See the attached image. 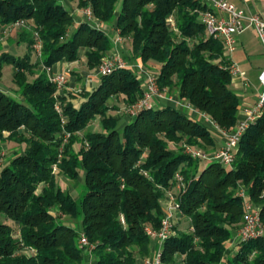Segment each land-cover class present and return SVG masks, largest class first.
Returning <instances> with one entry per match:
<instances>
[{"label": "trees", "instance_id": "16d2710c", "mask_svg": "<svg viewBox=\"0 0 264 264\" xmlns=\"http://www.w3.org/2000/svg\"><path fill=\"white\" fill-rule=\"evenodd\" d=\"M76 1L129 44L122 52L128 65H160V92L175 93L219 129L234 126L240 101L232 90L230 58L193 12L204 8L200 0ZM20 19L27 24L9 34L17 31L28 52H0V75L4 64L12 65L20 97L0 89V143L26 145L0 168V217L11 222L0 220V264H83L88 251L94 264H142L151 254L145 228L160 227L168 190H175L189 226L179 232L175 226L176 235L160 245V264H264L263 237L241 242L225 256L227 241L243 222L241 187L259 207L264 225V110L241 136L231 167L216 161L203 165L183 147L214 149L211 130L172 105L143 108L119 130L110 101L118 98L129 106L144 93L141 77L127 67L98 75L78 108L56 93L45 67L76 61L83 52L87 69L97 68L114 44L108 34L89 21L71 31L73 16L62 0H0V37ZM36 42L40 56L32 61ZM40 66L28 81L27 74ZM97 116L101 130L86 131ZM82 141L87 146L75 150L73 144ZM81 172L85 193L76 199L56 176L76 181ZM176 172L184 180L177 191ZM81 233L91 248L80 246Z\"/></svg>", "mask_w": 264, "mask_h": 264}, {"label": "built area", "instance_id": "2783aa9c", "mask_svg": "<svg viewBox=\"0 0 264 264\" xmlns=\"http://www.w3.org/2000/svg\"><path fill=\"white\" fill-rule=\"evenodd\" d=\"M204 4L203 9H194L193 12L197 14V19L205 27L206 34L213 38L222 41L225 54L230 56V54L235 50L236 40L235 35L241 33L246 28H253L256 33V37L262 52L264 54V11L261 14L247 15L243 10L237 8L234 4L227 2L226 0H201ZM81 13L87 21H96L92 16L90 8H81ZM167 22L175 30L174 20L172 17L167 18ZM27 24L25 19L16 20L15 22L9 24L5 30L2 31L0 39L6 37L12 29L21 28ZM118 39V38H117ZM36 55L40 54V43L36 42L33 45ZM119 67H127L128 65L122 61L119 56L114 58H102L100 64L97 67L98 75H108L114 69ZM132 68V67H131ZM50 68H47L49 71ZM138 71V77L142 79V85L144 88L143 96L137 100L135 103L126 107V112L130 117H134L143 108L155 107L154 99L163 97V93L158 90L156 84V76L152 75L140 65L133 67ZM229 72L233 77L236 75H242L241 70L238 65L230 60ZM49 80L55 84L57 88V94L65 88L67 82V76L65 72H55L51 73ZM258 89L255 99L252 103H243L239 105V111L237 120L234 126L230 130L219 129L216 127L219 134L224 138V142L217 148L204 151L199 147H192L185 145L183 147V152L193 158H200L202 160L216 161L223 167L229 168L232 166L235 159L236 151L238 148L239 140L245 130L263 114L264 110V67L261 68L257 75ZM186 107L193 109L187 103ZM56 110L60 111L58 105L55 106ZM68 135V134H66ZM55 166V165H53ZM54 170V169H53ZM175 188L176 191L184 187V180L179 172L174 175ZM168 194V199L163 207V217L160 223V227L155 230L150 227H146V234L151 238V240L156 241L159 246L169 237L176 235L175 230V219L176 216L181 214L180 205L176 192L166 191ZM238 195L241 197L243 202V222L236 232L235 248L241 242H245L251 238H264V225L260 220V209L255 206L247 193L245 187H241L238 190ZM80 246H89L85 235L80 234L79 240ZM235 249V250H236ZM142 264H160V249L154 252L151 256L146 257L142 260Z\"/></svg>", "mask_w": 264, "mask_h": 264}, {"label": "crops", "instance_id": "0c3cea01", "mask_svg": "<svg viewBox=\"0 0 264 264\" xmlns=\"http://www.w3.org/2000/svg\"><path fill=\"white\" fill-rule=\"evenodd\" d=\"M226 1L234 4L237 8L243 10L247 15L261 14L264 11V0H226ZM62 3L64 4V6L69 10V12L73 16V25L71 27V31L74 30L80 23L87 21L85 19V17L83 16V14L81 13V11L78 8H76V4H77L76 0H62ZM89 23L93 24L96 28H98L99 30L103 31L104 33H106L110 36V38L114 41L113 43L115 45V47H114L115 54H117L119 56V58L121 60H123L121 58V56L119 55V49H122L123 41L116 36V33H115L113 27L111 29H108L109 27L106 28V26H104L102 23L100 24L99 21H94V22L89 21ZM246 29H253V28L249 27ZM243 31L241 33H243ZM253 31L255 32L254 29H253ZM241 33H239V34H241ZM7 36H8V38H7ZM7 36L0 39V52L1 51H7V52H9L13 55H16V56H23L24 54H26L28 52V48H27L26 44L23 42H18L16 39V34H14V32H11V34H9ZM257 43L260 46V43L259 42H257ZM23 47H25V48L23 49ZM260 48H261V46H260ZM261 50H262V48H261ZM233 52H235V50ZM233 52L229 56L230 60H232V61H234L233 58L231 57ZM84 58H85V56L83 55L82 57L80 56V60H76V61H72V62H67L64 60L58 61L52 65V70H51L52 73L60 72V71L66 73L67 85H66L65 90L62 92H59V94L69 96L68 97L69 100L77 108L85 100L82 97V95L77 94L79 92V90L78 91L75 90L76 86H77L76 80H78L79 76H82L84 78L83 84L85 85V90H87V91L93 90L99 82L98 74L87 70L86 64L84 62L85 61ZM81 63H84L83 66H85V67H83V68H82V66L79 67V65ZM125 64H127V63H125ZM137 65L138 64L135 61L134 63H132L128 66L133 68ZM8 66H9V64H4L2 66L1 75H0V89L5 91L8 94H9V92L15 93V96H13V97L19 99L20 97L18 94V87L16 86V84L13 81V74H12L11 81L8 85L5 83H2V81H1L4 70ZM159 67H160V65L157 63H150L146 67H144V69L146 70V72L157 76ZM261 68H263V67L258 68L257 73H256V82H257V85H256L257 88L255 87L256 90L258 89L257 75H258V72ZM40 70H41V66L35 68V72L27 74L28 81H31L33 78H35L37 76V72ZM13 71L14 70L12 68V73H13ZM134 71L136 73H138V71H136L135 69H134ZM241 72H242V75H236L231 80L232 90L237 94L239 101H240V105H242L243 103H252L255 99V96H256V90H254L250 93V92H247L244 88V85H246L245 83L249 81V69L242 67ZM154 103L156 106L172 105L175 108H177L180 112H182L183 114L188 116L189 118H192L194 120H198V121L204 123L212 132L215 148L219 147L224 142V138L219 134L218 130L211 123V121L204 114L196 111L195 109H190V108L186 107L185 106L186 102L183 99L178 98L175 93H171V94H165L164 93L163 97L157 98V99L155 98ZM111 114L114 116L115 119L118 120V124L120 123V125H118L119 130H121L123 128V126L126 123L130 122L132 119V117H130L129 115L121 116L119 113H117V111H115L114 113H111ZM240 114H241V112L238 111V115H240ZM16 150L20 151L18 153H22L23 147L20 144H17L16 142L13 143V141H5V142L0 143V153L1 152H2V154L4 153L3 159L6 158V163L17 153ZM5 152H7V155L10 154V156L9 157L6 156ZM81 176H82V173H80V177ZM72 196L74 197V195H72ZM76 197L77 196H75V198ZM0 220H3V222L11 224V222L9 220H4L2 217H0ZM236 232H237V230H234L233 236L231 239L232 244H233V246H232L233 251H235V249H236L235 248ZM155 247H156V245L152 244V248H155ZM28 252H30V251H28ZM27 254H29V253H27ZM83 264H94V257L92 256L90 251H88L84 255Z\"/></svg>", "mask_w": 264, "mask_h": 264}, {"label": "rangeland", "instance_id": "374dc122", "mask_svg": "<svg viewBox=\"0 0 264 264\" xmlns=\"http://www.w3.org/2000/svg\"><path fill=\"white\" fill-rule=\"evenodd\" d=\"M76 3H77V1H76ZM76 8H78L79 10H81V8L77 7V4H76ZM96 21H99V20L96 19ZM101 23L104 26H106V28L109 27L108 29H111L112 28L111 24H109V23L100 22V24ZM16 32L14 31V34H16ZM255 35H256V33L253 31V29H246V30L243 31V33L235 35L236 47H235V52H233V54L231 55V57L233 58L234 62L238 65V67H239L240 70L242 69V67H245V68L249 69V81L245 83L246 85H244V88H245V90L247 92H250V93L252 91L256 90V88H257L256 87V85H257V82H256V73H257L258 68L264 67V54H263V52H262L259 44L257 43L258 42V39L256 38ZM114 47H115V45L113 44L112 49L105 56L106 58H114L117 55L114 52L115 51L114 50ZM24 48L25 47H23V49ZM127 50H129V44L124 41L123 42L122 49H119V55L121 56L122 59H123L122 52H125V51L128 52ZM40 51H41V49H40ZM82 53L83 52L80 53V56L81 57L83 56ZM38 56H40V54L39 55H36V53L34 51V48H33V51H31V58H32V60H36L38 58ZM78 60H80V57H79ZM84 62H86V61H84ZM125 63H126V61H125ZM83 64L84 63H81L79 65V67H81V66H82V68L85 67V66H83ZM137 64H139V63H137ZM129 65H130V63H129ZM142 67L144 68L146 66H142ZM12 68L13 67L10 64H9L8 67H6V69L4 70V73L2 75V78H1L2 83H5L7 85L10 83L11 78H12V74H13L12 73ZM47 68H50L49 71H47ZM129 69H131L135 73L136 77H138V75H137L138 73H136L133 68L129 67ZM44 70L46 72L47 77L50 78L51 75H52L51 74L52 73L51 72L52 66L45 67ZM33 72H35V69L33 70ZM91 72L97 73V68L91 70ZM83 83H84V78L82 76H79L78 80H76V85L77 86H76V89H75L77 91L79 90V92L77 93L79 95H82L85 91H87V90H85V85ZM66 85H67V82L65 84V88H66ZM65 88L62 91H64ZM56 92H57V88H56ZM256 93H257V90H256ZM9 95L13 97V96H15V93L9 92ZM68 97L69 96H67V99H69ZM110 102L114 103L116 105V108H117L116 110H111L110 111L111 113H114L115 111H117V113H119L121 116L129 115L126 112V107L127 106L120 99L117 98V99L112 100ZM118 125H120V123ZM85 130L86 131H100L101 130V117L100 116H97L94 120H92L87 125V127H86ZM66 134H68V133H66ZM66 134L64 135V141L65 142L67 141V139L70 136V134H68V135H66ZM77 134H78V136L80 138L83 136V132H79ZM13 143H14V141H13ZM17 144H20L23 147V150L26 147V145L24 143H17ZM81 146L86 147L87 146V143L85 141H82V143H75V144H73V148L75 150H77ZM16 152H20V151L19 150H16ZM5 153H6V156H8V157L10 156V154L7 155V152H5ZM3 156H4V153L2 154V152H1L0 153V158H1L0 159V168L3 165H5V163H6V158L3 159ZM209 162H210V160H204L203 161V165L208 164ZM52 169H54L53 172H57V166L56 165L55 166L52 165ZM56 178H57V183L59 184V186L64 191H66L67 193H69L70 195L72 194V195H74V197L77 196L76 199H78L79 197H81L85 193L84 182H83L82 176L81 177L78 176V179L76 181L75 180L68 179L67 177H65L62 174H57ZM173 192L175 194V190ZM167 199H168V194L166 192L165 193V196L162 199V204L163 205L166 203ZM63 217L62 218L64 220H66L68 223L70 221L72 223L71 218L69 219L68 216L67 217L66 216H63ZM175 221H176L175 226L177 227L176 228L177 232L188 229L189 222L181 214H180V217L179 218H178V216H176ZM72 225H73V223H72ZM231 239L227 241V244H226V247L227 248H226L225 256H230V255H232L234 253L233 248H232L233 244H232ZM152 244L156 245V247L155 248H152ZM150 246H151V254H150V256L154 252H157L160 249L159 244L156 241H153V240L151 241V245ZM23 251L25 253L26 252L29 253L28 252L29 251L28 248H24Z\"/></svg>", "mask_w": 264, "mask_h": 264}]
</instances>
